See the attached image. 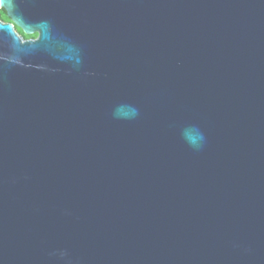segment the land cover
I'll return each mask as SVG.
<instances>
[{"label":"water","instance_id":"obj_1","mask_svg":"<svg viewBox=\"0 0 264 264\" xmlns=\"http://www.w3.org/2000/svg\"><path fill=\"white\" fill-rule=\"evenodd\" d=\"M0 8V264H264V0Z\"/></svg>","mask_w":264,"mask_h":264},{"label":"trees","instance_id":"obj_2","mask_svg":"<svg viewBox=\"0 0 264 264\" xmlns=\"http://www.w3.org/2000/svg\"><path fill=\"white\" fill-rule=\"evenodd\" d=\"M0 18H1L4 22H9V21H10V19L7 17L5 11H4L2 8H0ZM16 30H17L18 33H19L20 35H22L24 38H34V37H36V35H37V34L27 35V34L23 33V31H22L20 28H18V27H16Z\"/></svg>","mask_w":264,"mask_h":264},{"label":"flooded vegetation","instance_id":"obj_3","mask_svg":"<svg viewBox=\"0 0 264 264\" xmlns=\"http://www.w3.org/2000/svg\"><path fill=\"white\" fill-rule=\"evenodd\" d=\"M35 38V37H34Z\"/></svg>","mask_w":264,"mask_h":264}]
</instances>
